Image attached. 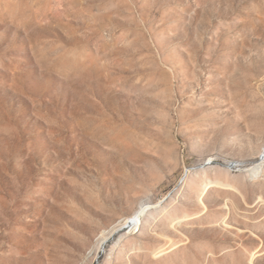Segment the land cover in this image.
Wrapping results in <instances>:
<instances>
[{
    "label": "rangeland",
    "instance_id": "374dc122",
    "mask_svg": "<svg viewBox=\"0 0 264 264\" xmlns=\"http://www.w3.org/2000/svg\"><path fill=\"white\" fill-rule=\"evenodd\" d=\"M263 156L264 0H0V264H264Z\"/></svg>",
    "mask_w": 264,
    "mask_h": 264
},
{
    "label": "bare ground",
    "instance_id": "6f19581e",
    "mask_svg": "<svg viewBox=\"0 0 264 264\" xmlns=\"http://www.w3.org/2000/svg\"><path fill=\"white\" fill-rule=\"evenodd\" d=\"M263 168H264V164L263 163H259L258 165H256L253 168H251L249 170V172H250L251 176H253L254 178H257L259 176L258 174H260V172L263 170ZM150 208H151V206L149 204H141L140 208H139V210L137 212H135L130 217H127L124 220H122L111 232H113V231L117 232V231H119L121 229H126V228H129V227L139 226L142 223L143 215ZM102 238L104 239L103 240V244H104L106 242V240L108 239V234H104L102 236Z\"/></svg>",
    "mask_w": 264,
    "mask_h": 264
},
{
    "label": "built area",
    "instance_id": "2783aa9c",
    "mask_svg": "<svg viewBox=\"0 0 264 264\" xmlns=\"http://www.w3.org/2000/svg\"><path fill=\"white\" fill-rule=\"evenodd\" d=\"M263 158H264V156H263Z\"/></svg>",
    "mask_w": 264,
    "mask_h": 264
}]
</instances>
